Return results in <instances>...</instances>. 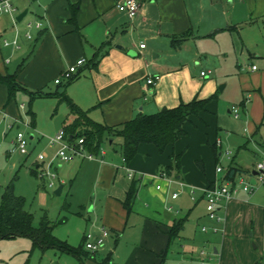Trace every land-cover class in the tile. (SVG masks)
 <instances>
[{
  "label": "crops",
  "instance_id": "obj_1",
  "mask_svg": "<svg viewBox=\"0 0 264 264\" xmlns=\"http://www.w3.org/2000/svg\"><path fill=\"white\" fill-rule=\"evenodd\" d=\"M45 1L39 14V21L43 26L36 29L33 44L26 42V39H33L32 34L30 39L25 33L21 37L20 32L12 31L8 23V16L10 18L11 16L6 13L0 14L1 73H12L8 69V65L11 64L10 57H16L19 66L25 61L23 56L29 53L36 62L40 60L48 67L54 68L57 75L53 83L56 85V91H59L55 78L76 60L85 58L86 63L78 68L79 74L68 83L64 91L77 106L88 111L91 119L108 126H119L137 113H153L162 108L175 107L180 102H188L194 98L205 99L214 95L215 98L209 100L206 105V112H201L199 117H191V121L183 125L186 132L184 136L188 135L187 123H192L194 127L199 125L203 127L201 123L208 126L214 102L227 86V83L216 73L217 54L223 46L222 42L229 32H242L244 27L264 20V0H140V7L134 18L118 12L114 0ZM70 6H74V16ZM24 9L28 12V7H23L18 10L16 16ZM242 33L240 38L245 36L244 32ZM15 37L18 42L17 47L3 45V39L13 40ZM241 40L242 44L246 43L243 38ZM141 43L145 44L143 48L139 46ZM214 48L215 51L217 50L216 54ZM252 65L255 64L252 62L248 71L252 73L257 86L259 85L255 90L260 94L263 92L264 72L258 73V67L251 69ZM203 70H209L210 73L201 76L200 72ZM155 74L159 79L150 88L145 80ZM7 96V87L0 84V110L6 115L7 110L11 113L8 105L11 99L8 101ZM259 100H262V104L256 109L258 113L255 117L258 116L257 122L262 124L264 98L259 97ZM246 103L248 104L244 99L240 101L239 107L236 106L237 118L240 109L245 114L252 111V107L248 109ZM231 106L234 105H227V111L233 114ZM68 113L67 107L65 119L68 118ZM192 118L198 122L193 121ZM34 123L33 120L31 126L34 127ZM253 123L256 126L254 120ZM12 128L13 126L6 127L7 130L0 133L1 138H6L7 131ZM32 137L33 134L30 138ZM207 139V144H211L209 138ZM217 139L221 141L220 138ZM114 140L115 138L110 140L108 145ZM173 145H168L162 153L169 152V147L173 148ZM216 146L221 148L222 142ZM153 147L157 152L154 145L141 143L135 157L125 163L121 150L119 152L115 150L107 157V150L102 145L103 153L94 155L92 159L77 156L78 162L73 165L78 172L94 171L96 184L106 192L105 206L100 212L101 225L108 228L109 236L114 237L115 243L118 233L125 228L134 212L133 207L127 213L122 206L133 178L139 179L136 198L147 182L155 180H165L166 184H169L168 180H171L170 184L177 182L174 178L171 179L170 174L161 171L164 166L169 165L166 160L162 161L163 167L160 170H157V167L155 169V166L153 167L155 170L146 168L149 160L143 159L142 157L146 156L142 155H148L147 150L153 151ZM171 154H175L174 150H171ZM222 154L223 151L220 150L218 156ZM197 160L204 165L202 159H195L196 166ZM230 165L236 168L233 180L226 177L227 168L220 180L207 176L206 181L202 183L196 181L197 186H201L200 198L204 201L205 207L203 189L208 183L235 182L239 177L249 183L252 178L255 180L256 174H252L255 170L254 166L251 169L247 168L246 164L235 158L231 159ZM40 166L41 164L35 162L32 169L38 172ZM162 174L166 179L161 177ZM180 176L177 172L176 178L180 179ZM258 182L255 180V183L251 184L254 186ZM191 188L194 189L190 187V190ZM247 193L248 191L240 188L234 198L218 206L216 213L220 220L208 217L209 224L205 226L206 231L200 230L203 233L201 238L194 240L192 238L180 251V264H200L201 249L213 256L212 264H264V228L252 224L256 210H252L248 205ZM146 213L148 215L144 216L143 221V233H145L140 240L144 252L138 253L136 258L129 259L128 264H159V262L163 264L170 244L181 236L184 223L178 236L170 243L167 232L174 220L183 217L166 215L162 218V216L156 217L151 212ZM213 228L216 230L214 231ZM217 233L221 236L215 239L213 236ZM197 239L201 247L196 246ZM205 246H212L213 249L208 251ZM53 264L57 263L53 262Z\"/></svg>",
  "mask_w": 264,
  "mask_h": 264
},
{
  "label": "rangeland",
  "instance_id": "obj_2",
  "mask_svg": "<svg viewBox=\"0 0 264 264\" xmlns=\"http://www.w3.org/2000/svg\"><path fill=\"white\" fill-rule=\"evenodd\" d=\"M45 2V0H12L19 11L23 7H28L27 14L19 22H13L7 15L12 31L18 30L21 37L24 36L23 34L28 30L26 24L40 19L39 14ZM250 26L242 30L245 35L242 38L246 43L242 44V38H240V33H243L234 31L229 32L225 41L222 42L223 46L217 54L216 73L222 81L227 83V86L214 102L208 126L200 122L203 127L201 125L194 127L192 123H187L188 135L180 137L173 148L169 147V152L159 153L153 147V151L147 150L148 155H142L146 156L142 157L143 159L149 160V165L147 164L146 167L148 170L154 169V166L155 169L157 167V170H160L165 160L169 165L174 166V160L170 159L171 150H174L175 154L181 153L179 168L181 176L177 179V171L171 169L170 177L177 182L171 184H166L165 180L147 182L141 189L139 198L135 200L134 212L129 217L125 228L118 233L116 243L114 237L108 235L105 243L95 251V257L83 255L79 258L54 248L41 251L34 247L32 240L26 236L0 238V264H52L53 262L100 264L107 256L108 261L104 264H128L129 259L136 258L138 253L144 252L141 249L140 240L145 233H143V221L144 216L148 215L146 212H151L156 217L162 216V218L166 215L185 217L181 236L170 244L166 258L163 260V264H180L182 248L189 244L192 238L193 240L201 238L203 234L200 231L201 227L209 224L204 201L200 198L201 186H197L196 181L202 183L206 181L207 176L220 180L232 158L246 164V167L250 169L253 166L255 168L258 162L264 161V120L261 124L257 122L258 116L255 117L258 113L256 109L262 104L259 97L264 98V76L262 79L263 92L259 94L255 90L259 85L257 86L252 73L248 71V67L253 62L258 67V73L264 72V20L261 22L259 20ZM29 31L33 39H26V42L33 44L36 29L32 28ZM217 50H219L218 47ZM9 59L11 64L8 65V69L12 73L17 71L16 81L25 90H18L9 102L11 113L7 110L5 117L0 115V133L3 130L6 131L8 125L13 126L7 131L6 138L2 139L0 136V195L5 185L12 180L15 195L25 198L24 209L32 214L33 226H38L42 217L46 216L48 220L55 223L53 227L55 237L67 241L74 247L84 246L83 234L95 230L98 226H103L100 212L105 206L106 192L96 184L94 171L78 172L73 168V165L78 162L77 157L64 163L54 158L56 146L50 145L48 141L62 128V120L66 117L67 107L56 98L35 96L41 92L56 91L53 79L57 74L54 68L48 67L43 61L37 60L36 62L29 53L23 56L25 61L19 66L16 63L18 61L16 57ZM57 89L61 91L62 87L58 86ZM244 99L248 102L246 103L247 108L252 107V111L245 114L240 109L239 117L234 118L233 114L227 111V105L239 107L240 101ZM33 120L34 127L31 126ZM192 120L198 122L195 118ZM253 120L257 123L256 126ZM18 130L22 131L28 139V155L10 151L11 139L15 137ZM32 134L34 137L30 138ZM207 138L210 143L215 142L216 138L221 139L222 146L218 148V152L222 150L223 154L217 159L207 144ZM186 145H188L187 148H185ZM103 147L107 150V157L115 150L119 152L120 138L116 137L111 145L104 143ZM226 149L230 151L229 156L224 153ZM40 154L45 156L42 161L38 160ZM51 159L53 164L48 170L54 173L55 177L52 179L53 185L49 186L48 177L38 178L31 173V169L35 162H38L41 164L38 172L44 171ZM195 159L203 160L204 171L196 166ZM217 165L223 168L222 172L216 173ZM157 184L160 185L159 189L156 188ZM59 185H63V188L57 195L54 190ZM190 187L194 188L192 196L195 200L191 199ZM174 191L177 192V197L172 199L171 194ZM246 198L250 208L256 210L252 224L264 228V184L258 182L254 185ZM60 219L62 221H59ZM220 236V233H217L213 237L216 239ZM196 243L197 247L202 246L198 239ZM205 248L208 251L213 249L212 246H205Z\"/></svg>",
  "mask_w": 264,
  "mask_h": 264
},
{
  "label": "trees",
  "instance_id": "obj_3",
  "mask_svg": "<svg viewBox=\"0 0 264 264\" xmlns=\"http://www.w3.org/2000/svg\"><path fill=\"white\" fill-rule=\"evenodd\" d=\"M70 8L72 16H74V6H70ZM16 72H0V84H4L7 87L8 101L14 98L18 90H25L16 81ZM78 74L79 69L67 81L58 83V86L62 87L61 91L41 92L35 94V96L56 97L59 102L66 104L69 116L64 120L62 126L65 138L69 142H75L78 138H83L85 150L93 155L100 154V149L104 143H108L116 137L120 138V150L125 163H128L135 157L138 146L141 143L152 144L159 153H162L168 145H173L180 136L186 135L183 125L186 122H190L191 117H199L201 112H206L207 103L209 100L215 98L214 95L205 99L194 98L188 102H180L172 108H162L153 113H137L133 118L123 122L119 126H108L91 119L88 111L82 110L65 93L64 89L68 83ZM31 96L34 97V95ZM70 117L71 119L69 120ZM111 144H113V141ZM208 145L217 159L218 147L216 146V141L211 144L208 143ZM180 156L181 153L171 154L170 158L174 160V166H164L161 171L170 174V170L175 169L179 172ZM196 163L198 168L204 171L203 163L199 160ZM235 170L236 168L230 165L226 172V177L233 180ZM31 173L37 176L36 170L32 169ZM138 184L139 179L137 178H133L130 181L125 198L122 201V206L127 213L132 210ZM213 184L214 182H210L207 186H212ZM24 204L25 198L15 195L13 181H9L0 195V238L26 236L32 240L33 246L39 248L41 251L54 248L60 252L70 253L79 258L83 255L94 257L95 252L88 251L84 246L74 247L67 241L55 237L53 234L55 223L48 220L46 216L42 217L38 226H33L32 214L24 209ZM184 220L185 217L174 220L167 232L169 243L173 238L178 236ZM59 221H62V219ZM107 261L108 258H105L100 264H104Z\"/></svg>",
  "mask_w": 264,
  "mask_h": 264
},
{
  "label": "built area",
  "instance_id": "obj_4",
  "mask_svg": "<svg viewBox=\"0 0 264 264\" xmlns=\"http://www.w3.org/2000/svg\"><path fill=\"white\" fill-rule=\"evenodd\" d=\"M114 6L116 10L120 13L127 15L129 18H134L139 10L140 7V0H114ZM18 12L17 7L12 3V0H0V14H9L12 18V21H16V14ZM43 24L41 21L36 20L34 23L28 22L26 24L27 31L25 32V36L30 39L32 37L29 29L35 28L40 29L42 28ZM17 40L16 37L13 40L3 39L4 46H13L17 47ZM140 48L145 46L144 43H141ZM86 59L79 58L76 62L70 66H68L57 78H55V83H61L63 81H67L71 76L77 72L78 68L84 65ZM8 62V59H6ZM256 66L252 65L251 69H255ZM210 71H201L200 75L204 76L209 74ZM159 76L157 74L150 75L146 78L145 82L147 85L151 86L152 88ZM150 90V89H149ZM20 108H23V105H20ZM231 111L235 118H237V108L235 106H231ZM0 115L5 117V113L0 110ZM12 125H8L7 128H11ZM48 143L50 145L56 146V152L54 154V158H56L59 162L64 163L74 159L77 156H82L87 159H92L94 157L93 154L87 152L83 146V138H78L75 142H69L65 138L64 130L61 128L55 135L49 138ZM216 144L219 146L221 141L219 139L216 140ZM11 152H18L21 155H27L28 152V139L22 131H17L15 137L12 139V148ZM100 153H103V150L100 149ZM226 154H229V150H225ZM45 159L43 154L38 156V160L42 161ZM53 164V160L51 159L46 166V170H40L37 172L38 178L48 177L50 180L48 185L52 186L53 181L52 179L55 177L54 173H51L48 168L51 167ZM223 168L219 165L216 166V171L221 172ZM255 170L257 171L256 174V182L264 183V161H260L256 164ZM131 175V174H129ZM165 177L164 174L161 175ZM170 183L171 180H168ZM156 188L159 189L160 185L157 184ZM244 191L250 192L253 188V185L248 181H245L242 177H239L235 182L225 181L221 183L215 182L212 186H207L203 189V196L206 202V211L209 218L214 220H220V217L217 215L216 210L218 206L227 203L229 200L234 198L237 194L239 189ZM191 199L195 200L192 196L194 194V189L190 190ZM171 197L174 199L177 197V192H172ZM170 209V207H167ZM202 231H206V227H201ZM215 231L216 228H213ZM109 235L108 230L104 226H98L95 230L87 231L84 234V247L90 252H95L100 246H102L105 241L107 240ZM199 255L201 256L200 264H212V255L208 254L206 250L201 249L199 250Z\"/></svg>",
  "mask_w": 264,
  "mask_h": 264
},
{
  "label": "water",
  "instance_id": "obj_5",
  "mask_svg": "<svg viewBox=\"0 0 264 264\" xmlns=\"http://www.w3.org/2000/svg\"><path fill=\"white\" fill-rule=\"evenodd\" d=\"M26 13H27V9H24L22 12H20V13L16 16V21H18V22L21 21V20L23 19V17L26 15ZM252 174H253V175L257 174V171H256V170L252 171ZM250 182H251L252 184H254V183H255L254 178H252ZM61 190H62V185H59V186L54 190V193L57 194V195H59V194L61 193ZM52 264H53V263H52Z\"/></svg>",
  "mask_w": 264,
  "mask_h": 264
}]
</instances>
